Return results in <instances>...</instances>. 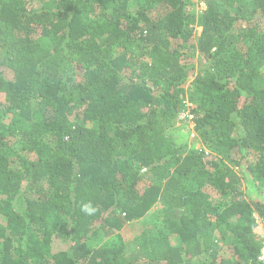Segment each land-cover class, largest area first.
<instances>
[{
  "label": "trees",
  "instance_id": "obj_1",
  "mask_svg": "<svg viewBox=\"0 0 264 264\" xmlns=\"http://www.w3.org/2000/svg\"><path fill=\"white\" fill-rule=\"evenodd\" d=\"M204 2L0 0V264H264V0Z\"/></svg>",
  "mask_w": 264,
  "mask_h": 264
},
{
  "label": "rangeland",
  "instance_id": "obj_2",
  "mask_svg": "<svg viewBox=\"0 0 264 264\" xmlns=\"http://www.w3.org/2000/svg\"><path fill=\"white\" fill-rule=\"evenodd\" d=\"M192 7L196 13H200L206 7V4L204 0H192ZM200 32H201V27H197L196 36H198ZM190 60H194L196 69H198L199 62H200L198 54H196L195 56H187L185 58V61H190ZM171 132H172L173 137L179 143H187L188 147L199 148L201 146V143L197 140V134L194 131V122L192 121V117H190L189 110H185L184 112L180 114L179 119ZM24 154L28 156L29 158H35L34 154H26V153ZM250 158L253 161L255 159L253 154L251 155ZM244 186H245V189H247V191L250 194L255 195L253 191H257L256 186L249 189V184L246 183V180L244 181ZM153 211H157L156 206L153 208ZM156 213L157 212H155V214ZM151 215L152 214L149 213L147 216L141 219H138V220H135V221H132L126 224L122 229V233L124 237L127 239H133L137 234L141 232V230L144 227L151 225L153 223V218H154V217L152 218ZM156 219L157 217H155V221ZM259 224H260L259 232L264 233L263 224L261 222Z\"/></svg>",
  "mask_w": 264,
  "mask_h": 264
},
{
  "label": "clouds",
  "instance_id": "obj_3",
  "mask_svg": "<svg viewBox=\"0 0 264 264\" xmlns=\"http://www.w3.org/2000/svg\"><path fill=\"white\" fill-rule=\"evenodd\" d=\"M83 210L86 211V212L91 211V209L87 205L84 206V209Z\"/></svg>",
  "mask_w": 264,
  "mask_h": 264
},
{
  "label": "built area",
  "instance_id": "obj_4",
  "mask_svg": "<svg viewBox=\"0 0 264 264\" xmlns=\"http://www.w3.org/2000/svg\"><path fill=\"white\" fill-rule=\"evenodd\" d=\"M190 117H193V116L190 114ZM261 258L264 259V249H263Z\"/></svg>",
  "mask_w": 264,
  "mask_h": 264
}]
</instances>
